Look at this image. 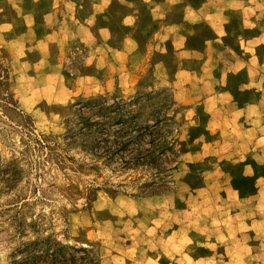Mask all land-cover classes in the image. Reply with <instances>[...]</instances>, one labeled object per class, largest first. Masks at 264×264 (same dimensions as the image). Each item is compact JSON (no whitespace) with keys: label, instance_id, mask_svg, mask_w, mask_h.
Segmentation results:
<instances>
[{"label":"rangeland","instance_id":"1","mask_svg":"<svg viewBox=\"0 0 264 264\" xmlns=\"http://www.w3.org/2000/svg\"><path fill=\"white\" fill-rule=\"evenodd\" d=\"M5 1L0 264H264V139L205 104L194 0Z\"/></svg>","mask_w":264,"mask_h":264},{"label":"crops","instance_id":"2","mask_svg":"<svg viewBox=\"0 0 264 264\" xmlns=\"http://www.w3.org/2000/svg\"><path fill=\"white\" fill-rule=\"evenodd\" d=\"M22 2V10L9 7V12L16 16L30 14L25 7L28 1ZM191 5L184 7L186 21L208 23L216 34L205 51L214 57L207 59L204 73H200L201 90L208 97L205 104L241 118L243 128L264 139V129L257 128L261 120L264 122V0H203V4L194 0ZM7 13L0 9V17ZM203 56L201 59H205ZM258 192H264V188L258 185Z\"/></svg>","mask_w":264,"mask_h":264}]
</instances>
